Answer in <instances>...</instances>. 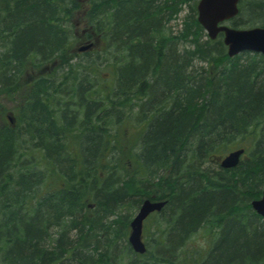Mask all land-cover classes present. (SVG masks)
I'll return each mask as SVG.
<instances>
[{"label":"trees","instance_id":"trees-1","mask_svg":"<svg viewBox=\"0 0 264 264\" xmlns=\"http://www.w3.org/2000/svg\"><path fill=\"white\" fill-rule=\"evenodd\" d=\"M196 3L0 0V96L21 93L0 103V264H264V55L229 56ZM227 21L264 27V0ZM145 198L166 201L137 253Z\"/></svg>","mask_w":264,"mask_h":264},{"label":"water","instance_id":"water-1","mask_svg":"<svg viewBox=\"0 0 264 264\" xmlns=\"http://www.w3.org/2000/svg\"><path fill=\"white\" fill-rule=\"evenodd\" d=\"M239 0H198L196 5L197 20L203 26L210 38H215L221 32L223 42L229 56H235L242 52H259L264 55V27L255 25L247 28H236L225 23L238 12ZM92 43L80 47L86 49ZM9 120H11L9 116ZM244 153L243 147L229 150L219 159V164L224 168L236 166ZM166 200L145 198L139 205L129 225L127 236L128 243L137 253H143L146 249L142 240V226L144 219L154 211H159ZM251 206L257 214L264 217V190L258 198L251 200Z\"/></svg>","mask_w":264,"mask_h":264},{"label":"rangeland","instance_id":"rangeland-1","mask_svg":"<svg viewBox=\"0 0 264 264\" xmlns=\"http://www.w3.org/2000/svg\"><path fill=\"white\" fill-rule=\"evenodd\" d=\"M197 2H198V0H197ZM183 14H184V12H182L178 16V18L171 20L170 24L172 25V30L173 31L176 30L179 27V22H180V19H181V17H182ZM75 22H76L75 23L76 26L78 27V29H77L78 33H79V31H84L82 19L79 18V17H75ZM226 23L231 26V23L229 21H227ZM248 27H251V26H248ZM239 28H247V27H239ZM91 41H93V40H91ZM88 42H90V41H88V40H86V41H83V40L82 41H79L72 48L74 50H77V51H84V50H87V49L90 50L92 48H95V45L94 44H91L90 47H88L86 49L79 50L80 47L86 45ZM20 100H21V93L20 94H15L12 97H8V96H5V95H1L0 96V103H1V105L6 110L5 117H6L7 114L11 113L13 111V109L16 108L20 104ZM1 120H2V117L0 116V122H1ZM136 211H135V213H136ZM151 219L152 218H149V219H146L144 221V224H143V232H142L143 233V239H144V235H145V233H144L145 228L149 227L152 224ZM151 231H152V229H151ZM194 241L196 242L197 245H201L203 243V241H204V238H203L202 235H200V233H196L194 235Z\"/></svg>","mask_w":264,"mask_h":264},{"label":"bare ground","instance_id":"bare-ground-1","mask_svg":"<svg viewBox=\"0 0 264 264\" xmlns=\"http://www.w3.org/2000/svg\"><path fill=\"white\" fill-rule=\"evenodd\" d=\"M227 152H228V151H227ZM227 152H226V153H227ZM226 153H225V154H226Z\"/></svg>","mask_w":264,"mask_h":264}]
</instances>
